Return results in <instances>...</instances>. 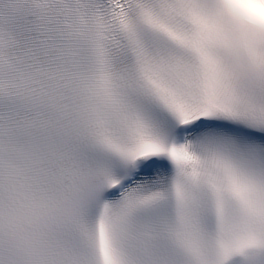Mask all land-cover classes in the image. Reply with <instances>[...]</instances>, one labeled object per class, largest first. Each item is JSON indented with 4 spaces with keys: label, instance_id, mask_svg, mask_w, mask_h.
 I'll return each instance as SVG.
<instances>
[{
    "label": "snow or ice",
    "instance_id": "6c2138e0",
    "mask_svg": "<svg viewBox=\"0 0 264 264\" xmlns=\"http://www.w3.org/2000/svg\"><path fill=\"white\" fill-rule=\"evenodd\" d=\"M0 264H264V0H0Z\"/></svg>",
    "mask_w": 264,
    "mask_h": 264
}]
</instances>
